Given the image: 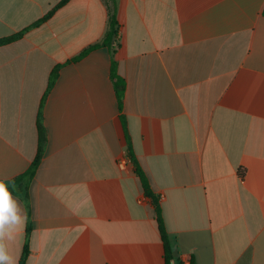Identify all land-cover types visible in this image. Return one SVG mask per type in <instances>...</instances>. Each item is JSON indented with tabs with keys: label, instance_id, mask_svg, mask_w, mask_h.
<instances>
[{
	"label": "crops",
	"instance_id": "crops-1",
	"mask_svg": "<svg viewBox=\"0 0 264 264\" xmlns=\"http://www.w3.org/2000/svg\"><path fill=\"white\" fill-rule=\"evenodd\" d=\"M0 0V179L25 174L26 225L6 241L20 264H166L157 215L128 157L162 208L174 260L264 264V0H117L114 59L105 0ZM124 166H120V162Z\"/></svg>",
	"mask_w": 264,
	"mask_h": 264
},
{
	"label": "trees",
	"instance_id": "trees-1",
	"mask_svg": "<svg viewBox=\"0 0 264 264\" xmlns=\"http://www.w3.org/2000/svg\"><path fill=\"white\" fill-rule=\"evenodd\" d=\"M69 0H63L61 1L49 14L34 24L33 27H38L44 22H46L48 19H50L53 14L61 8L63 5H65ZM105 3L108 7L109 10V20H108V29L107 32L105 33L103 39L95 44L90 46L89 48L85 49L80 55L74 57L72 60H70L68 63L71 62H77L87 56L89 53L92 51L98 49V48H107L112 56V64H111V79L113 82V86L115 89L117 101L119 104L120 112L123 110V101L125 97V92H126V83L121 78V76L118 73V64L114 59V56L120 47V40H121V25L118 22L117 19V0H105ZM30 29V28H29ZM29 29L25 30L24 32H21L20 34L14 35L9 38H4L0 39V46L6 45L8 43L14 42L18 39H20ZM61 68V65L57 66L54 68L50 75V80H49V85L47 88V92L42 100L41 107H40V112L38 116V130H39V148H38V154L34 161L32 162L29 170L23 174L22 176L5 182L10 190L12 191V194L15 196H19L26 204V206L29 208V194H28V187L33 180L36 171L41 163L44 148H45V131L43 128L42 124V107L45 101L46 96L49 94V92L52 90L53 86L55 85V82L58 78V72L59 69ZM121 122L124 127V131L128 140V157L131 160L132 164L135 167V173L139 177L145 197L151 201V204L154 206L156 215H157V222H158V227H159V232L161 236V240L163 243V248H164V257H165V263L166 264H182L181 261L174 260V253L172 250V246L170 243L169 239V234L166 230L164 219H163V214H162V208L159 204L158 199L156 198L153 189L151 187L150 180L143 170V168L140 166L134 151L132 149V145L130 143V139L128 136V131H127V126H126V119L123 115L120 116ZM29 235H30V229L27 231V240L25 242L23 254L21 257L20 264H25L28 256H29Z\"/></svg>",
	"mask_w": 264,
	"mask_h": 264
},
{
	"label": "clouds",
	"instance_id": "clouds-1",
	"mask_svg": "<svg viewBox=\"0 0 264 264\" xmlns=\"http://www.w3.org/2000/svg\"><path fill=\"white\" fill-rule=\"evenodd\" d=\"M27 214L19 200L0 179V264H17L9 254L6 241L15 239L16 234L26 225Z\"/></svg>",
	"mask_w": 264,
	"mask_h": 264
},
{
	"label": "built area",
	"instance_id": "built-area-1",
	"mask_svg": "<svg viewBox=\"0 0 264 264\" xmlns=\"http://www.w3.org/2000/svg\"><path fill=\"white\" fill-rule=\"evenodd\" d=\"M120 166H121V167L124 166V162H123V161L120 162ZM182 264H191V263H190V262H182Z\"/></svg>",
	"mask_w": 264,
	"mask_h": 264
}]
</instances>
